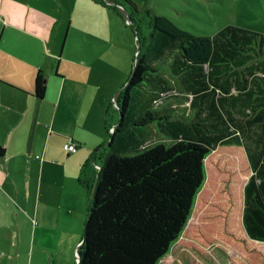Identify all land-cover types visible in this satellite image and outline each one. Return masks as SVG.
I'll return each instance as SVG.
<instances>
[{"label":"trees","instance_id":"1","mask_svg":"<svg viewBox=\"0 0 264 264\" xmlns=\"http://www.w3.org/2000/svg\"><path fill=\"white\" fill-rule=\"evenodd\" d=\"M92 1L104 7H110L106 2L114 3L111 9L123 16L120 2ZM151 28L147 54H138L115 106L107 108L108 141L80 170L79 182L88 193L89 205L77 264H193L187 246L195 244L190 242L195 235L187 231L191 232L211 159L221 167L231 161L236 170L231 174L241 173L232 175L234 181L242 179L246 166L251 171L243 187L227 189L237 221L230 223L228 234L253 257L264 256V36L234 26L214 37L197 36L156 15ZM138 41L142 45L140 36ZM166 64L183 84L182 90L193 95V126L173 124L167 119L169 113L156 112L161 107L156 103L169 91L152 75ZM46 91V75L39 70L34 93L42 100ZM234 112L250 119L246 127L236 123ZM158 120H166L159 127L175 140L172 145H148L139 130ZM259 125L262 135L251 148L248 135ZM183 236L190 239L187 245L172 253Z\"/></svg>","mask_w":264,"mask_h":264},{"label":"crops","instance_id":"2","mask_svg":"<svg viewBox=\"0 0 264 264\" xmlns=\"http://www.w3.org/2000/svg\"><path fill=\"white\" fill-rule=\"evenodd\" d=\"M39 2L21 0L27 6L23 10H0L4 20L0 23V146L4 149L0 157V264H57L49 252L53 248H65L72 258L73 254L78 257L82 242L78 232L89 205L88 193L79 182L80 170L93 151L108 141L105 114L109 105L104 99L99 104L95 97L89 100L76 84H65L67 77L53 91L52 73L62 52L63 27L48 37L46 31L55 21L35 19L34 12L46 18ZM85 29L90 34L93 27ZM97 44V57L103 60L104 45ZM39 70L47 78L42 100L34 93ZM152 78L167 87L160 73ZM190 104L161 106L156 112L162 116L174 112L173 124L190 127L195 123ZM68 141L79 145L76 153L64 150ZM36 255L43 260L34 263Z\"/></svg>","mask_w":264,"mask_h":264},{"label":"rangeland","instance_id":"3","mask_svg":"<svg viewBox=\"0 0 264 264\" xmlns=\"http://www.w3.org/2000/svg\"><path fill=\"white\" fill-rule=\"evenodd\" d=\"M114 1L124 4L121 7L123 16L111 9L114 3L110 4L106 1L110 7H102L90 0L88 3L84 0H40V9L46 11V18L44 14L39 17L34 12L35 19H45L48 22L54 19L55 21V25H51L52 28L46 31L48 37L56 34L59 28L63 27L61 29L62 52L59 50L52 73L53 91L56 84L60 86L63 82L62 78L67 77L65 84L67 86L76 84L82 92L88 93L89 100L95 97L97 98L95 103L99 104L104 99L106 105L115 106L114 100L128 83L136 57L140 53L147 54L145 44L152 31L151 20L155 15L166 17L182 29L197 36L214 37L228 26L246 29L264 36V0H130L136 7L125 0ZM25 7L27 6L25 3L21 4V0H0V10L9 9L10 11L11 8L23 10ZM35 7L37 8L32 3V8ZM60 22H62L61 26ZM0 23H4L1 16ZM70 23L72 25L69 30ZM88 26L93 27L90 34L85 29ZM139 36L142 45L138 41ZM97 42L104 45L106 55L103 56V60L97 57ZM160 74L167 80L169 92L164 95L168 97L162 96V100H158L156 105L166 107L182 103L189 106L192 98L182 90L181 83L172 74L170 65L161 66ZM173 115L174 113L169 112L167 119L170 121L176 119ZM233 115L239 126L246 127L245 123L248 120L246 117L237 112ZM162 123L166 125V120L155 121L148 129H139L144 131L148 145L161 142L169 146L175 142L171 136L161 131L159 124ZM262 132L263 128L260 125L254 126L250 131L248 138L251 140V145L249 144L251 148H254L253 141L258 135H262ZM243 138L245 141L246 137ZM223 164L225 167H221L214 159L207 162V181L202 193L198 196L190 222L193 225H191V232L187 231V234L195 235L190 242L196 244L192 247L187 246L189 259L193 264H199V262L202 264H264L262 254L257 253L253 260V254L240 241L229 235L230 233L228 234L230 223L236 225L237 221L236 208L231 201L233 197L227 196V189L230 186L243 187L251 171L248 166L246 169L240 167L244 169L243 177L240 181H234L232 175L238 174H231V171H236L233 163L228 161ZM242 193L241 188L239 191L241 197ZM84 226L78 232L80 239L83 237ZM181 239L180 244L173 246L172 253L175 248L187 245L186 240L189 238L183 236ZM64 250L65 248L56 251L53 248L49 252L54 255L57 264H77V257L73 254L72 258ZM41 260L43 259H39L37 255L33 257L34 263Z\"/></svg>","mask_w":264,"mask_h":264},{"label":"built area","instance_id":"4","mask_svg":"<svg viewBox=\"0 0 264 264\" xmlns=\"http://www.w3.org/2000/svg\"><path fill=\"white\" fill-rule=\"evenodd\" d=\"M64 150L70 154H74L78 151V144L68 141L64 145Z\"/></svg>","mask_w":264,"mask_h":264},{"label":"water","instance_id":"5","mask_svg":"<svg viewBox=\"0 0 264 264\" xmlns=\"http://www.w3.org/2000/svg\"><path fill=\"white\" fill-rule=\"evenodd\" d=\"M82 243V242H81ZM77 260H78V257H77Z\"/></svg>","mask_w":264,"mask_h":264}]
</instances>
